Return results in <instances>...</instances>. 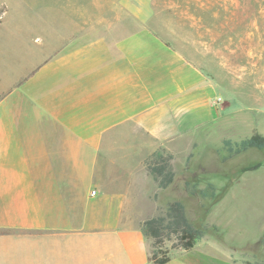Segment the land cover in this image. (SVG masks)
<instances>
[{
  "label": "crops",
  "instance_id": "1",
  "mask_svg": "<svg viewBox=\"0 0 264 264\" xmlns=\"http://www.w3.org/2000/svg\"><path fill=\"white\" fill-rule=\"evenodd\" d=\"M40 4H16L0 22V264H154L133 211L153 181L146 158L222 113L227 80L207 70L209 29L157 34L145 0L122 1L132 22L72 4L38 15ZM170 256L264 264L206 236Z\"/></svg>",
  "mask_w": 264,
  "mask_h": 264
},
{
  "label": "rangeland",
  "instance_id": "2",
  "mask_svg": "<svg viewBox=\"0 0 264 264\" xmlns=\"http://www.w3.org/2000/svg\"><path fill=\"white\" fill-rule=\"evenodd\" d=\"M122 1L0 0V22L12 6L39 2L42 4L34 7L38 15L50 7L72 4L86 16L97 8L99 20H137L132 13L129 17L121 13ZM145 1L150 10L148 27L157 34L172 36L176 27L186 24L196 38L202 32L205 35L208 27L211 55L207 70L216 81L218 76L227 81L223 100H217L221 104L220 117L176 142L173 151L163 150L173 156L174 183L162 190L154 180L147 179L139 189L133 211L136 220L142 224L164 214L169 203L180 201L189 221L206 228L210 240L238 248L246 257L253 255L257 262H263L264 150L231 154L226 142L234 148L255 134L264 137V0ZM137 2L130 0L131 6ZM130 27L120 33L137 30L135 25ZM147 176L152 178L148 172ZM209 186L214 188V195L202 197L200 190ZM67 191L75 198L85 197L82 189ZM164 248L178 250L171 242H165Z\"/></svg>",
  "mask_w": 264,
  "mask_h": 264
},
{
  "label": "trees",
  "instance_id": "3",
  "mask_svg": "<svg viewBox=\"0 0 264 264\" xmlns=\"http://www.w3.org/2000/svg\"><path fill=\"white\" fill-rule=\"evenodd\" d=\"M226 145L229 153L237 155L249 150H264V137L255 134L236 144L234 148L230 142H226ZM172 160L173 156L166 155L163 151L154 152L146 160L147 172L159 189L165 190L174 183ZM214 193L212 186L199 192L204 198L213 196ZM141 230L144 237L151 242L150 260L154 264H167L171 260L170 250L164 248L165 242H171L173 249L190 251L207 232L206 228L197 227L189 221L186 208L180 201L169 203L164 214L144 220Z\"/></svg>",
  "mask_w": 264,
  "mask_h": 264
}]
</instances>
